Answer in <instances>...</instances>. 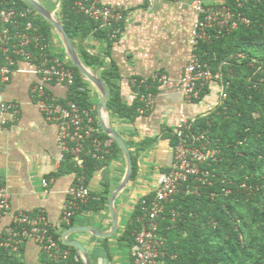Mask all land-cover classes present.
<instances>
[{"label": "crops", "instance_id": "obj_1", "mask_svg": "<svg viewBox=\"0 0 264 264\" xmlns=\"http://www.w3.org/2000/svg\"><path fill=\"white\" fill-rule=\"evenodd\" d=\"M37 1L61 22V0ZM82 1L121 11L125 21L109 51L110 58L106 55V42L94 32L72 40L80 59L85 52L98 56L106 65L115 62L126 105L138 99L137 84L151 90L154 96L153 109L141 114L134 124L111 113L107 116V123L126 142L138 167L136 180L132 182L131 179L114 200L117 232L109 238L101 236L112 231L109 203L126 178L124 154L113 147L111 140L105 141L110 155L101 161V168L88 183L91 195H95L93 200L107 197L104 209L94 211L86 207L87 203L75 212L69 225L63 224L67 191L76 183L78 175L60 148L58 127L46 121L36 103L33 90L41 83V78L32 64L22 60H18L9 83L0 81V184L11 195L13 212L23 211L30 215L44 212L61 243L68 233L66 240L81 243L90 264H133L131 248L121 237L132 222L140 200L154 194L161 176L170 170L174 148L169 135L175 133L182 115L193 123L213 115L221 105L220 89L217 84H210L201 102H186L180 91L183 72L193 54L192 29L199 18L192 9L194 0ZM205 2L225 3L224 0ZM50 33L48 54L69 65L71 61L61 36L53 26ZM91 71L99 75V71ZM155 76H165L167 81L160 83ZM87 83L93 104L92 115L102 130L99 122L101 95ZM47 90L60 104L69 103L67 101L72 96L71 89L65 85H47ZM2 105L11 107L3 110ZM145 142H150L149 146L139 151L138 147ZM72 229H86L88 232H72ZM21 257L23 264L45 263L39 246L32 241L23 245ZM160 264L169 263L162 260Z\"/></svg>", "mask_w": 264, "mask_h": 264}, {"label": "trees", "instance_id": "obj_2", "mask_svg": "<svg viewBox=\"0 0 264 264\" xmlns=\"http://www.w3.org/2000/svg\"><path fill=\"white\" fill-rule=\"evenodd\" d=\"M61 1V22L71 40L94 32L106 42V55L110 58L109 51L115 42L110 35L117 29L122 31L123 24L102 26L100 22L77 13L76 0ZM224 1L236 18L248 20L249 25L240 24L237 30L209 43H202L197 51L201 61L209 64L214 73L221 72L230 87L217 113L193 123L189 132L194 136L205 135L210 142L209 149L216 152L215 160L201 166L202 173H209L207 182L190 178L174 200L164 205V212L158 219L157 233L165 240L162 260L169 264H264V0ZM3 6L23 9L29 5L23 0H0V7ZM31 20L44 42L49 43L52 26L35 10ZM81 60L89 69L99 71L110 95L109 113L134 124L144 108L141 97L151 90L137 84L138 99L126 105L116 63L112 61L106 65L98 56L85 52ZM68 66L74 71L75 85L67 102H74L81 109L93 113L87 89L90 85L77 68L71 63ZM95 127L102 142L111 140L113 147L122 153L97 122ZM169 137L175 148L179 144L176 133ZM187 141L191 142V139ZM147 144L150 142L140 145L138 150H144L149 146ZM94 152L92 143L88 142L80 157L84 165L82 171L67 155L72 170L77 175L85 176L87 186L95 171L102 166L101 161L94 158ZM132 158L133 182L138 177V167L136 158L133 155ZM200 177L204 178L202 174ZM93 197L95 195L90 196L86 207L94 211L104 209L107 197L101 196L98 201ZM153 197L154 194L140 200L132 215V222L121 237L131 249L135 235L141 229L138 219L143 214L142 202H149ZM52 233L59 239L54 229ZM69 249L73 255L80 257L79 264H83L76 250ZM0 264L19 262L0 249Z\"/></svg>", "mask_w": 264, "mask_h": 264}, {"label": "built area", "instance_id": "obj_3", "mask_svg": "<svg viewBox=\"0 0 264 264\" xmlns=\"http://www.w3.org/2000/svg\"><path fill=\"white\" fill-rule=\"evenodd\" d=\"M2 5V4H1ZM192 9L199 16L192 29L191 47L193 54L185 68L180 91L186 102H201L210 84L215 83L220 89V104L227 98L230 83L224 80L221 72L214 73L211 66L201 61L197 51L202 43L217 40L239 28L240 24L249 25L244 18H236L225 4L206 3L205 0H194ZM75 11L98 21L105 26H119L124 23L125 16L121 11L96 2L85 3L76 0ZM34 9L29 5L23 9L0 7V81L9 83L12 80L18 60L34 66L41 78V83L34 87L36 103L49 123L58 127L59 145L66 155L75 161L76 168L84 169L80 160L86 144L92 143L94 158L103 161L110 153L109 147L100 140L95 119L88 110L81 109L74 102L58 103L48 93L47 85L60 84L69 89L75 85V75L72 68L62 60L48 54V45L38 33L31 17ZM120 29L110 35L116 40ZM243 58V56H240ZM156 81H167L165 76H155ZM81 91H85L81 89ZM144 108L141 114L149 112L154 107V96L149 93L141 97ZM11 106L2 105L3 110ZM193 125L186 116H181L176 128L179 144L174 148V159L168 173L163 174L159 186L151 201L142 202L143 214L138 222L141 229L135 235L132 247L133 264H160L165 256L163 248L165 240L158 236V219L164 212V205L172 202L177 193L190 178L203 183L209 178L208 172H201V166L209 165L215 160L216 152L209 149V141L205 135H190ZM191 142L187 141L190 140ZM200 174L204 178L200 177ZM83 174L78 175L76 183L67 191L62 223L69 225L75 212L89 202L91 192L86 185ZM48 184H45L47 187ZM35 242L45 258L43 264H79L80 257L73 255L69 248L62 245L52 233V226L44 212L30 215L23 211L13 212L11 195L6 187L0 184V249L16 258L19 264L23 245ZM47 262V263H46Z\"/></svg>", "mask_w": 264, "mask_h": 264}, {"label": "water", "instance_id": "obj_4", "mask_svg": "<svg viewBox=\"0 0 264 264\" xmlns=\"http://www.w3.org/2000/svg\"><path fill=\"white\" fill-rule=\"evenodd\" d=\"M28 5H30L43 19H45L53 28L58 32V34L61 36L66 51L68 53L69 59L72 63V65L79 70L81 75L84 77V79L89 82L93 87H95L100 95L101 100L99 104V122L101 125V128L105 134H107L121 149L122 153L125 156L126 164H127V174L126 178L123 182V184L120 186V188L117 190V192L112 196L109 206H110V212L112 216V231L108 234H101L103 238H109L112 237L118 229V217L114 210V200L118 193L123 190L132 179L133 174V158L130 152V149L126 142L119 136V134L109 126L107 123V116L109 114L108 111V100H109V92L108 89L103 82V80L100 78L97 72H92L89 68H87L81 61L80 57L78 56L76 49L74 47V44L69 37L68 33L66 32L65 28L63 27L62 23L57 20L51 12L46 10L37 0H23ZM72 232H79V231H85L88 232L86 229L84 230H71ZM68 233H66L63 237V244L69 248H73L76 250V252L81 256L83 260V264H90V260L87 254L86 249L84 246L77 242V241H67L66 236Z\"/></svg>", "mask_w": 264, "mask_h": 264}, {"label": "rangeland", "instance_id": "obj_5", "mask_svg": "<svg viewBox=\"0 0 264 264\" xmlns=\"http://www.w3.org/2000/svg\"><path fill=\"white\" fill-rule=\"evenodd\" d=\"M217 113V112H216Z\"/></svg>", "mask_w": 264, "mask_h": 264}]
</instances>
